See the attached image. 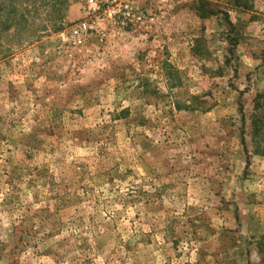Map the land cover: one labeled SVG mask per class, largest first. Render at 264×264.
Returning a JSON list of instances; mask_svg holds the SVG:
<instances>
[{
  "label": "rangeland",
  "instance_id": "1",
  "mask_svg": "<svg viewBox=\"0 0 264 264\" xmlns=\"http://www.w3.org/2000/svg\"><path fill=\"white\" fill-rule=\"evenodd\" d=\"M0 264H264V0H0Z\"/></svg>",
  "mask_w": 264,
  "mask_h": 264
},
{
  "label": "built area",
  "instance_id": "2",
  "mask_svg": "<svg viewBox=\"0 0 264 264\" xmlns=\"http://www.w3.org/2000/svg\"><path fill=\"white\" fill-rule=\"evenodd\" d=\"M74 35L78 37V39L80 40V32L78 28L74 29Z\"/></svg>",
  "mask_w": 264,
  "mask_h": 264
}]
</instances>
